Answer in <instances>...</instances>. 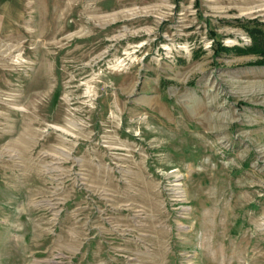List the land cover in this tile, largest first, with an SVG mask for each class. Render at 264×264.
Returning <instances> with one entry per match:
<instances>
[{
  "label": "rangeland",
  "instance_id": "obj_1",
  "mask_svg": "<svg viewBox=\"0 0 264 264\" xmlns=\"http://www.w3.org/2000/svg\"><path fill=\"white\" fill-rule=\"evenodd\" d=\"M264 0H0V264H264Z\"/></svg>",
  "mask_w": 264,
  "mask_h": 264
},
{
  "label": "trees",
  "instance_id": "obj_2",
  "mask_svg": "<svg viewBox=\"0 0 264 264\" xmlns=\"http://www.w3.org/2000/svg\"><path fill=\"white\" fill-rule=\"evenodd\" d=\"M243 31L249 38V42L242 45H222L218 43L213 49L215 55L220 53H232L235 55L251 54L256 56L252 62L256 66H264V21L251 19L241 24Z\"/></svg>",
  "mask_w": 264,
  "mask_h": 264
}]
</instances>
